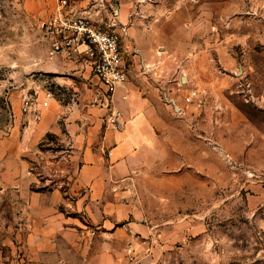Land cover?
I'll use <instances>...</instances> for the list:
<instances>
[{"label":"rangeland","instance_id":"rangeland-1","mask_svg":"<svg viewBox=\"0 0 264 264\" xmlns=\"http://www.w3.org/2000/svg\"><path fill=\"white\" fill-rule=\"evenodd\" d=\"M154 1L174 9L167 15H145L155 22L166 20L173 51L190 55L196 50L210 57L208 68L217 82L214 91L201 90L200 104L204 122L212 117L222 140L216 156L207 158L213 171L206 172L203 187L197 174L175 181L184 185L174 191L179 203L150 204L145 190L146 223L161 228L170 217L173 221L167 232L159 231L160 247L138 252L135 258L132 250L134 259L125 255L128 264H264V201L251 198L253 193L261 196L259 190L264 193V0ZM56 2L0 0V140H13L29 157L40 179L37 188L54 186L65 195L69 176L80 164L79 158L70 157L73 142L67 135L86 127L83 118H100L101 103L89 70L47 66L42 24ZM109 13L116 16L111 9ZM187 25L193 27L191 45ZM176 82L183 85L178 78ZM45 90L53 98L45 101L42 119L27 126L17 120L14 127L11 109H18L23 95ZM229 107L239 119L229 114ZM182 213L188 214L186 220L179 219ZM0 264H26L23 251L17 246L1 253Z\"/></svg>","mask_w":264,"mask_h":264},{"label":"crops","instance_id":"crops-1","mask_svg":"<svg viewBox=\"0 0 264 264\" xmlns=\"http://www.w3.org/2000/svg\"><path fill=\"white\" fill-rule=\"evenodd\" d=\"M69 2L75 9L124 25L128 79L113 98L121 110L120 127H105L107 108L101 105L100 118H83L86 127L67 135L73 142L70 157L79 158L80 164L69 176L65 195L58 187L37 188L40 179L29 157L21 154L13 140H0V254L18 246L26 264H128L126 248L133 250L134 258L138 252L156 250L161 246L159 231L167 232L173 221V217L167 219L163 229L146 223L145 190H149L148 203L173 206L179 203L175 189L184 188L175 181L187 173L197 174L203 187L206 172L213 171L207 158L216 156L222 138L212 117L204 122L200 93L214 91L217 81L208 68L206 52L173 51L166 20L145 18L146 14H171L174 9L166 2ZM110 9L115 17L109 16ZM188 26L184 29L191 45L194 32ZM48 61L55 71L84 70L60 55ZM193 90L199 94L186 102L184 98ZM228 110L239 119L237 110ZM259 191L261 196L253 193L251 198L264 201L263 190ZM187 216L182 213L179 219Z\"/></svg>","mask_w":264,"mask_h":264},{"label":"built area","instance_id":"built-area-1","mask_svg":"<svg viewBox=\"0 0 264 264\" xmlns=\"http://www.w3.org/2000/svg\"><path fill=\"white\" fill-rule=\"evenodd\" d=\"M124 32V25L115 19L106 20L99 13L75 9L69 0H57L54 10L42 24L48 58L63 56L89 70L96 78L99 86L97 98L100 105L107 108L104 124L112 130L120 127L121 117V110L114 105V94L128 79L127 50L122 43ZM198 94L193 90L184 99L192 102ZM51 98L50 90H45L42 95L37 91L25 94L18 109H11L10 118L25 124L37 123L43 117L45 101ZM131 252L132 249L128 248L130 260L133 259Z\"/></svg>","mask_w":264,"mask_h":264},{"label":"water","instance_id":"water-1","mask_svg":"<svg viewBox=\"0 0 264 264\" xmlns=\"http://www.w3.org/2000/svg\"><path fill=\"white\" fill-rule=\"evenodd\" d=\"M182 80L185 81V77L184 76H182Z\"/></svg>","mask_w":264,"mask_h":264}]
</instances>
